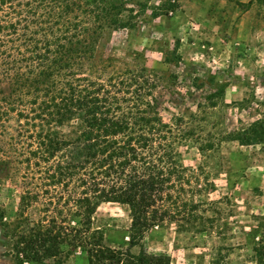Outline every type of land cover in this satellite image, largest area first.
Returning <instances> with one entry per match:
<instances>
[{
  "label": "rangeland",
  "instance_id": "374dc122",
  "mask_svg": "<svg viewBox=\"0 0 264 264\" xmlns=\"http://www.w3.org/2000/svg\"><path fill=\"white\" fill-rule=\"evenodd\" d=\"M115 3L122 27L109 22L94 40L104 57L116 59L102 76L136 65L154 71L159 115H180L186 133L177 146L184 179L175 178L174 198L157 201L162 219L141 235L130 229L125 204L99 203L85 232L90 244L79 247L71 240L72 227H80L71 215L76 179L48 185L45 171L28 161L29 138L18 140L17 120L0 119V264H90V247L103 254L97 264H142L140 251L166 255L168 264H255L246 232L253 215H264V144L224 136L264 122V2ZM0 87L7 90L5 82ZM204 143L211 147L200 152ZM51 218L66 227L63 240L26 246L35 233L45 238Z\"/></svg>",
  "mask_w": 264,
  "mask_h": 264
},
{
  "label": "trees",
  "instance_id": "16d2710c",
  "mask_svg": "<svg viewBox=\"0 0 264 264\" xmlns=\"http://www.w3.org/2000/svg\"><path fill=\"white\" fill-rule=\"evenodd\" d=\"M121 8L115 0H0V83L7 84L0 87V119L17 120L18 140L29 138L28 161L45 171L48 185L76 179L78 209L71 215L80 227H72L71 240L79 247L90 244L85 232L101 202L125 204L134 235L152 228L165 212L157 201L175 197L169 190L186 170L177 149L186 138L182 119L159 115L154 71L136 65L102 76L116 59L104 57L94 40L109 22L122 27ZM224 140L264 144V122L228 131ZM253 216L246 233L254 263L264 264V215ZM48 222L45 238L35 233L26 246L58 243L66 227ZM86 250L90 264L102 260L101 251ZM139 255L142 264L169 262L162 254Z\"/></svg>",
  "mask_w": 264,
  "mask_h": 264
}]
</instances>
